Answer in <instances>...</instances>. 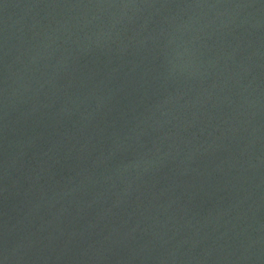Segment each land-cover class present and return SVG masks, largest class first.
Wrapping results in <instances>:
<instances>
[{
    "label": "water",
    "instance_id": "95a60500",
    "mask_svg": "<svg viewBox=\"0 0 264 264\" xmlns=\"http://www.w3.org/2000/svg\"><path fill=\"white\" fill-rule=\"evenodd\" d=\"M0 264H264V0H0Z\"/></svg>",
    "mask_w": 264,
    "mask_h": 264
}]
</instances>
